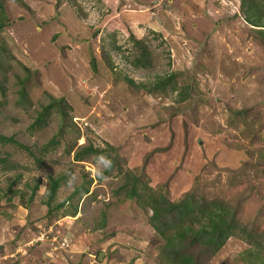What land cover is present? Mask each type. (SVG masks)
Segmentation results:
<instances>
[{
	"label": "rangeland",
	"instance_id": "374dc122",
	"mask_svg": "<svg viewBox=\"0 0 264 264\" xmlns=\"http://www.w3.org/2000/svg\"><path fill=\"white\" fill-rule=\"evenodd\" d=\"M2 2L0 135L34 155L0 143V264H173L149 223L154 193L221 200L264 246V41L240 0ZM51 103L62 110L31 128ZM88 146L116 159L107 179L95 155L74 159ZM59 176L53 206L83 183L89 193L48 214ZM136 177L153 190L140 201L128 194ZM239 235L200 264H263L264 248Z\"/></svg>",
	"mask_w": 264,
	"mask_h": 264
},
{
	"label": "trees",
	"instance_id": "16d2710c",
	"mask_svg": "<svg viewBox=\"0 0 264 264\" xmlns=\"http://www.w3.org/2000/svg\"><path fill=\"white\" fill-rule=\"evenodd\" d=\"M2 1L3 0H0V31L8 25L9 21ZM240 3V8L244 13L245 21L254 27V31L264 41V0H240ZM136 43L139 45L141 55L133 64L135 67H145L147 66V63L150 62L151 53L142 41H137ZM93 65L95 69V63ZM175 77L176 75L173 74L164 77L147 91L149 93H155V91L164 89L175 80ZM21 94L22 98L25 99V91H22ZM55 108L60 111L62 110L61 106L56 107L53 103L44 107L31 128L41 126L45 121V116ZM62 113L65 114L64 112ZM0 143H15L19 147L26 149L31 156L34 155L28 147L15 140L14 137L0 135ZM114 151L117 150L114 149ZM105 153H107L105 150L103 151L93 146L82 147L75 153L74 159L76 161H83L89 156H96ZM111 160L112 167L104 172L106 177L112 174V171L115 168L116 159ZM0 161L2 162L1 158ZM137 178L138 177L129 180L127 186L130 185L131 187L128 193L129 197L139 200L142 197L143 190L150 189L151 193L153 190H151L149 186L143 185L142 180ZM98 179L103 180L99 177ZM64 180V176L49 178L48 197L44 202V205L48 208V214H52L54 213V210L62 208L65 203L73 197L89 193L88 183H83L75 189L69 198L58 205L53 206L57 191ZM40 184L41 181L38 180L32 188L30 201H33L35 198L36 193L39 191ZM151 197V202L148 205L153 213L150 217L149 223L152 228L167 241L162 252L166 260L173 264H200L202 256L215 255L223 247L225 242L237 233L241 234L239 236H242L243 240L256 246V250L254 251L264 248L262 244L257 242L255 234H253L251 230L241 228L236 223L232 207L221 200H196L193 195H186L180 201L173 202L167 198L166 195L164 196L160 193L151 194ZM202 220L206 221L203 222V224L200 223L198 229L185 226L186 221H189L190 223H198ZM188 237L190 238V245L192 246L190 248H188V245L186 246L183 244Z\"/></svg>",
	"mask_w": 264,
	"mask_h": 264
},
{
	"label": "clouds",
	"instance_id": "9594fccd",
	"mask_svg": "<svg viewBox=\"0 0 264 264\" xmlns=\"http://www.w3.org/2000/svg\"><path fill=\"white\" fill-rule=\"evenodd\" d=\"M93 159L95 161V174L101 179H107L104 172L112 167V160L104 154L96 155Z\"/></svg>",
	"mask_w": 264,
	"mask_h": 264
}]
</instances>
